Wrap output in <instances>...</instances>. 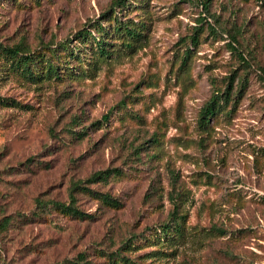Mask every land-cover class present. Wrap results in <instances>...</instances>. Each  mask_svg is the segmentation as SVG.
<instances>
[{"label":"rangeland","instance_id":"rangeland-1","mask_svg":"<svg viewBox=\"0 0 264 264\" xmlns=\"http://www.w3.org/2000/svg\"><path fill=\"white\" fill-rule=\"evenodd\" d=\"M114 1L0 0V44L57 67L30 79L0 57V264H107L129 236L136 264H264V0ZM112 9L140 31L129 48ZM92 22L105 58L73 39ZM233 71V99L200 123ZM106 168L88 187L119 207L77 193L92 219L35 208ZM174 205L184 235L162 241Z\"/></svg>","mask_w":264,"mask_h":264},{"label":"trees","instance_id":"trees-1","mask_svg":"<svg viewBox=\"0 0 264 264\" xmlns=\"http://www.w3.org/2000/svg\"><path fill=\"white\" fill-rule=\"evenodd\" d=\"M120 1L122 0H115L113 4L115 6L121 7L122 2ZM110 13L113 15L112 21L114 22V25L112 26V32L123 35L126 39L124 47H131L134 42H137L140 39V31H138L135 27H130L126 23L118 24L119 21H117V18L115 17V11L112 9ZM87 25L88 26L86 29L82 28L75 32L73 39L84 42L87 37H91L95 52H97V56L101 58L107 57L110 52L105 47L106 44L104 40H102V32L104 31V28H102L98 23L93 24V22L91 24L88 23ZM91 29L96 32V35H91ZM192 42L194 41L192 40L191 43ZM234 45L235 43L233 40L230 48L233 49ZM0 57L4 60L5 64L8 65L9 68L17 69L21 74L30 79L36 78L41 73H43L41 75L48 78L51 76L56 77L57 74L56 65L48 63L47 61L44 62V67L42 68L43 70L41 73L37 71L34 66L36 63V58L32 53L28 52L19 44H15L13 46H3L0 44ZM240 59L242 58L240 57ZM234 78H236V74L233 71L230 76L227 77L228 80L226 81L222 90L215 88V90L211 92L210 97L201 108L199 114L200 123L205 124L210 116L215 115L216 112L222 110L224 107H226L229 101L233 99L234 95H232V82ZM8 101V98H0V105H12ZM106 117V114L102 115L101 120H96L94 123L105 121ZM30 160L31 158L27 159V161ZM115 172L118 173L115 168H106L97 170L83 179L72 181L67 188L66 201H57L53 199L40 200L36 198L35 208L39 209V211L43 210L45 207L51 208L52 210L64 216H68L69 218L77 220L92 219V214L84 212L78 208L76 204L77 193L87 194L88 196L97 199L103 205H108L114 208L119 207V202L115 198L109 196L108 193L99 192L88 187V184L90 183L106 181V179L112 174H116ZM176 208L177 206L173 207V209L168 214L167 220L158 225V231L156 232L158 239L165 241L172 238L174 235L178 237H182L184 235V226L182 224L183 215L178 214V212H176ZM32 214H36V212H33ZM20 216L24 217L23 214H20ZM8 223L9 217H2L0 219V230L4 229ZM219 231L221 233H225V231L222 229ZM132 237L133 236H129L123 240L116 250L111 252H100L101 254L99 255L106 257L108 261L107 264H136L130 257H128V255H126V253L124 254V252L127 250L135 249V246L131 244L133 243ZM63 262L65 264H91L86 259L84 252L77 253L74 259H64ZM52 264H62V262H54Z\"/></svg>","mask_w":264,"mask_h":264}]
</instances>
